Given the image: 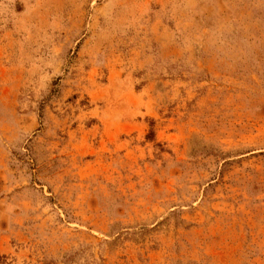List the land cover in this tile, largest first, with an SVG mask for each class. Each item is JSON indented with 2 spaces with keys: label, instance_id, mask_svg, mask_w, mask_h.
Returning <instances> with one entry per match:
<instances>
[{
  "label": "rangeland",
  "instance_id": "1",
  "mask_svg": "<svg viewBox=\"0 0 264 264\" xmlns=\"http://www.w3.org/2000/svg\"><path fill=\"white\" fill-rule=\"evenodd\" d=\"M0 264H264V0H0Z\"/></svg>",
  "mask_w": 264,
  "mask_h": 264
}]
</instances>
